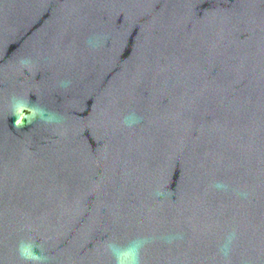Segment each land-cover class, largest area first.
<instances>
[{
    "label": "water",
    "instance_id": "water-1",
    "mask_svg": "<svg viewBox=\"0 0 264 264\" xmlns=\"http://www.w3.org/2000/svg\"><path fill=\"white\" fill-rule=\"evenodd\" d=\"M137 239L141 264H264V0H0V264Z\"/></svg>",
    "mask_w": 264,
    "mask_h": 264
},
{
    "label": "clouds",
    "instance_id": "clouds-1",
    "mask_svg": "<svg viewBox=\"0 0 264 264\" xmlns=\"http://www.w3.org/2000/svg\"><path fill=\"white\" fill-rule=\"evenodd\" d=\"M91 43V41H89ZM28 61L22 60V65H27ZM27 113V115H25ZM12 115L16 117V124L22 125L24 121L31 123L34 119L39 117L45 123H58L60 118L55 113H46L43 108L34 104L30 106V101L27 99L12 98ZM138 118L134 115L125 117L124 123L131 127L138 123ZM161 195L160 192L156 193ZM148 241L144 239H137L131 241L127 246H119L115 243H108L107 250L114 258L115 264H141L140 252L144 244ZM36 245L21 242L18 245L17 251L19 257L24 261H30L31 264H41L42 261H47L48 257L39 254L36 251Z\"/></svg>",
    "mask_w": 264,
    "mask_h": 264
}]
</instances>
